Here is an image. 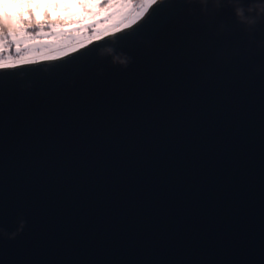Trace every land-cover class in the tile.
<instances>
[{
  "label": "water",
  "instance_id": "water-1",
  "mask_svg": "<svg viewBox=\"0 0 264 264\" xmlns=\"http://www.w3.org/2000/svg\"><path fill=\"white\" fill-rule=\"evenodd\" d=\"M153 8L0 70V264H264V19Z\"/></svg>",
  "mask_w": 264,
  "mask_h": 264
},
{
  "label": "snow or ice",
  "instance_id": "snow-or-ice-1",
  "mask_svg": "<svg viewBox=\"0 0 264 264\" xmlns=\"http://www.w3.org/2000/svg\"><path fill=\"white\" fill-rule=\"evenodd\" d=\"M161 2L162 0H141L139 7L133 0H44L43 4L39 2L36 4L37 9L43 6L45 9L62 10L63 19L69 22L75 15L74 12L69 11L71 8L84 9L92 17H97L88 23L75 21L77 24L75 28L64 29L60 26V17L51 21L47 20L50 15L47 10L44 13L45 19H39L32 8V0H28L27 15H18L14 22H9L7 17L10 14L7 11L0 15V70H13L18 65H32L35 63L34 57L37 54L41 60L55 61L58 57L77 53L79 49L86 47V43L92 42L91 39L85 37V31H90L97 25H102L109 20L112 21L109 27L116 32L131 29L133 25L138 27L151 14L149 10L152 9L153 11V6H159ZM3 6L7 9L9 5L6 3ZM100 10H103V15H100ZM46 25L50 27L51 33H56L51 37L52 40L57 41L59 50L36 52L30 46L40 43L38 37L41 35L49 37V33L45 32ZM101 30L107 34V27L96 28V39H100ZM69 36L77 39L70 40L68 39ZM13 48L16 54L15 58L10 55Z\"/></svg>",
  "mask_w": 264,
  "mask_h": 264
},
{
  "label": "rangeland",
  "instance_id": "rangeland-1",
  "mask_svg": "<svg viewBox=\"0 0 264 264\" xmlns=\"http://www.w3.org/2000/svg\"><path fill=\"white\" fill-rule=\"evenodd\" d=\"M42 3L44 2V0H32V8L35 10V14L38 18H42L45 11H49L50 16L53 18H57L60 17L63 19V12L62 10H57V9H45L43 6L40 7L39 9L36 8V4L37 3ZM8 4V8L5 9L4 8V4ZM27 3V0H0V13L3 14L5 11H7L10 16H15L17 14V7L24 5ZM139 7V5L137 6ZM69 11L74 12L75 15L72 16L71 18V22H69L68 20L65 22V24L60 25L61 27H63L64 29H71V28H75L77 26V24L75 23V21H80V23H88L91 19L97 18V17H92L90 13H87L84 9L81 8H71L69 9ZM93 11H95V9H93ZM104 12L103 10H100V15H103ZM24 15H27V13H25ZM112 21H105L104 24L102 25H97L96 28H105L107 27V34H105L103 32V30H101V32L99 33L100 35V39L104 38L108 35L117 33L116 31H114L111 27H109V25H111ZM96 28H93L90 31H85V37L87 39H91L92 42L98 40L96 39ZM124 30V29H123ZM45 32L49 33V37H44L43 35H41L40 37H38V39L41 41L40 43H37L36 45H32L30 47L34 48L36 52H48L50 50L52 51H56L59 50L58 45H57V41L52 40L53 38L51 36L56 35V33H51L50 31V27L49 29H45ZM60 39V38H58ZM68 39L70 40H75L77 39L76 37L73 36H69ZM68 42H74V41H68ZM91 42V43H92ZM88 44L86 43V46ZM55 54V53H53ZM71 54V53H70ZM10 55L15 58V50L14 48L12 49ZM60 58V57H58ZM35 63L36 62H40V61H45V60H41L39 59V55L37 54L35 57Z\"/></svg>",
  "mask_w": 264,
  "mask_h": 264
},
{
  "label": "clouds",
  "instance_id": "clouds-1",
  "mask_svg": "<svg viewBox=\"0 0 264 264\" xmlns=\"http://www.w3.org/2000/svg\"><path fill=\"white\" fill-rule=\"evenodd\" d=\"M209 0H199L202 6H206ZM229 4L233 5L234 14L238 21L245 25L252 26L258 23L261 19H264V0H250V3L245 6L240 3V0H227ZM214 5L219 8L221 6V0H213ZM22 225V224H21ZM0 231H3L0 229ZM19 231V229L17 230ZM11 237H15L16 232L8 234Z\"/></svg>",
  "mask_w": 264,
  "mask_h": 264
},
{
  "label": "trees",
  "instance_id": "trees-1",
  "mask_svg": "<svg viewBox=\"0 0 264 264\" xmlns=\"http://www.w3.org/2000/svg\"><path fill=\"white\" fill-rule=\"evenodd\" d=\"M133 2L136 4V6H138V5H140L141 0H133ZM27 5H28V0H27V3L24 4L23 6H18L17 7V9H18L17 14L15 16H10L9 15L7 17L9 22H14L18 15H24L25 13H27L28 12V6ZM0 15H2V14L0 13ZM39 19L44 20L45 16L43 15V17L39 18ZM53 19H57V18H53L50 15L47 17V20H49V21H51ZM66 21L67 20L60 18L59 23H60V25H62V24H65ZM45 29H49V26L46 25Z\"/></svg>",
  "mask_w": 264,
  "mask_h": 264
}]
</instances>
